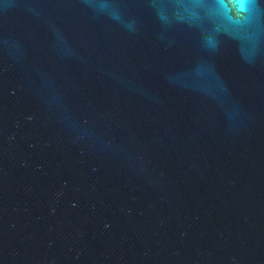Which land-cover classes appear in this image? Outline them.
Returning a JSON list of instances; mask_svg holds the SVG:
<instances>
[{"label": "water", "instance_id": "obj_1", "mask_svg": "<svg viewBox=\"0 0 264 264\" xmlns=\"http://www.w3.org/2000/svg\"><path fill=\"white\" fill-rule=\"evenodd\" d=\"M0 264H264V0H0Z\"/></svg>", "mask_w": 264, "mask_h": 264}]
</instances>
